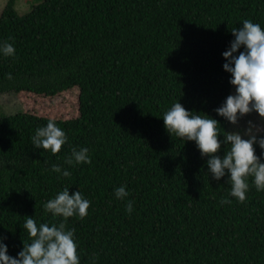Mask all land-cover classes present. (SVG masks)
I'll use <instances>...</instances> for the list:
<instances>
[{"label":"trees","instance_id":"16d2710c","mask_svg":"<svg viewBox=\"0 0 264 264\" xmlns=\"http://www.w3.org/2000/svg\"><path fill=\"white\" fill-rule=\"evenodd\" d=\"M17 3L0 14V43L15 48L14 56L0 53V96L73 95L78 108L69 118L0 112L7 254L31 243L26 216L38 226L63 221L44 205L69 188L91 202L83 219L66 221L80 264H264V191L249 177L245 201L231 196L227 170L214 179L209 157L195 141L170 135L162 119L176 102L216 119L221 158L230 147L224 132L247 139L248 121L264 129L256 112L233 126L215 111L235 94L222 55L231 30L245 19L264 29V0H37L24 15ZM49 120L67 136L55 155L32 142ZM73 147L88 148L91 163L66 164ZM254 148L264 162V150ZM120 186L128 197L116 198Z\"/></svg>","mask_w":264,"mask_h":264},{"label":"clouds","instance_id":"9594fccd","mask_svg":"<svg viewBox=\"0 0 264 264\" xmlns=\"http://www.w3.org/2000/svg\"><path fill=\"white\" fill-rule=\"evenodd\" d=\"M231 32L235 39L222 55L227 61L223 68L231 74L229 83L234 86L235 94L229 95L215 111L231 124L237 125L242 117L252 112L264 118V29L258 23L245 19L241 28H233ZM242 47L244 50L239 51ZM0 53L5 57L14 56L15 48L12 43L4 41L0 43ZM235 53L238 55H234ZM8 79H12L10 73ZM162 119L170 135L175 134L185 141H195L201 156L209 157L207 167L214 179L219 181L227 170L230 174L231 196L240 202L245 201L249 177L253 178L257 191H264V162L255 154L254 148L255 144H259L264 150V136L258 135L264 129L248 121L244 131L247 139L239 131L224 132L223 143L230 147L221 158L217 155L222 142L219 139L220 124L216 119L189 112L180 102L167 110ZM32 142L36 148L50 150L55 155L67 142V136L56 126L54 120H49L45 127L36 129ZM88 152L86 147H73L71 156L65 159V163H91ZM51 171L62 173L64 177L71 176L68 170L62 172L59 165H53ZM128 195L125 186L115 189L117 199H124ZM90 203L80 191L70 195L69 188H64L44 205L47 212L54 217H63V221L51 226L48 223L38 226L32 217L26 216L23 228L27 230L31 243H24L17 257H12L7 254V245L3 243L5 237L0 235V264H80L77 243L74 240L75 229H67L66 221L77 214L83 219ZM220 203L229 204L231 201L224 199ZM132 210L133 202L128 201L126 211L130 214Z\"/></svg>","mask_w":264,"mask_h":264},{"label":"rangeland","instance_id":"374dc122","mask_svg":"<svg viewBox=\"0 0 264 264\" xmlns=\"http://www.w3.org/2000/svg\"><path fill=\"white\" fill-rule=\"evenodd\" d=\"M8 2L9 0H0V14ZM36 2L37 0H29V5L27 0H18L16 9L21 15H24ZM77 103V99L73 95H60L53 99L38 97L31 93L2 95L0 96V112L12 115L24 111L51 118H69L77 115ZM240 127L243 128L242 124Z\"/></svg>","mask_w":264,"mask_h":264},{"label":"bare ground","instance_id":"6f19581e","mask_svg":"<svg viewBox=\"0 0 264 264\" xmlns=\"http://www.w3.org/2000/svg\"><path fill=\"white\" fill-rule=\"evenodd\" d=\"M190 214V213H189Z\"/></svg>","mask_w":264,"mask_h":264}]
</instances>
